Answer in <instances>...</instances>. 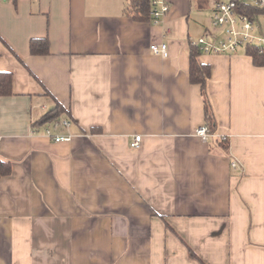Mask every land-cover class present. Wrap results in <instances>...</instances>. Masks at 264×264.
I'll list each match as a JSON object with an SVG mask.
<instances>
[{
	"label": "crops",
	"instance_id": "1",
	"mask_svg": "<svg viewBox=\"0 0 264 264\" xmlns=\"http://www.w3.org/2000/svg\"><path fill=\"white\" fill-rule=\"evenodd\" d=\"M127 1H0V264H264V66L245 47L198 54L216 120L202 139L190 53L225 39L215 0H166L158 24ZM253 20L264 34V7ZM56 102L58 125L32 126Z\"/></svg>",
	"mask_w": 264,
	"mask_h": 264
},
{
	"label": "built area",
	"instance_id": "2",
	"mask_svg": "<svg viewBox=\"0 0 264 264\" xmlns=\"http://www.w3.org/2000/svg\"><path fill=\"white\" fill-rule=\"evenodd\" d=\"M1 2L9 0H0ZM240 2L248 3L253 6L264 7V0H215L212 10V25L223 29L225 39L220 42H213L208 39L207 35H203L192 42L203 53H234L239 47L255 46L260 52H264V34L256 32L254 20L248 15L239 11ZM150 15L152 23L158 24L167 14L169 4L166 0H151ZM170 32V29H167ZM150 49L156 54L167 56V47L164 42L159 44H151ZM62 124L68 126L70 121L63 120ZM46 134L54 141H67L70 139L68 135L55 134L52 135L49 129H46ZM195 135L206 139L209 135L208 127L205 124L199 125L195 129ZM141 135H135L130 142V147L138 149L140 147ZM236 162H232L235 167Z\"/></svg>",
	"mask_w": 264,
	"mask_h": 264
},
{
	"label": "trees",
	"instance_id": "3",
	"mask_svg": "<svg viewBox=\"0 0 264 264\" xmlns=\"http://www.w3.org/2000/svg\"><path fill=\"white\" fill-rule=\"evenodd\" d=\"M151 0H128L124 8V13L137 21H151ZM239 11L254 18L260 11V7H254L248 3H241ZM30 53L34 55H44L49 53L48 39L34 38L29 42ZM245 52L249 54L255 65L264 66V52H260L255 46H246ZM201 51L192 46L190 53V81L199 84L201 95L204 103L205 125L208 127L209 134H213L216 128L215 116L206 92V81L209 78L210 68L207 64L198 62L197 56ZM12 92V75L9 72H0V96L10 95ZM63 111L60 103L56 102L55 106L47 111L41 118L34 121L32 126L41 127L50 123H59V114ZM58 122V123H57ZM220 148L228 153V139L223 137L218 142ZM12 169L11 163L0 158V178L10 174ZM190 256L194 257L193 252L189 251Z\"/></svg>",
	"mask_w": 264,
	"mask_h": 264
}]
</instances>
